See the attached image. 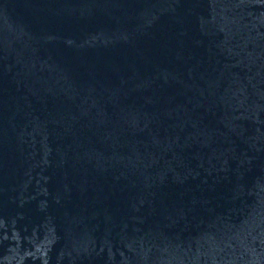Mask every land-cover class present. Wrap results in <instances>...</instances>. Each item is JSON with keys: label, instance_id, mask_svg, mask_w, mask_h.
<instances>
[{"label": "water", "instance_id": "95a60500", "mask_svg": "<svg viewBox=\"0 0 264 264\" xmlns=\"http://www.w3.org/2000/svg\"><path fill=\"white\" fill-rule=\"evenodd\" d=\"M0 264H264V0H0Z\"/></svg>", "mask_w": 264, "mask_h": 264}]
</instances>
